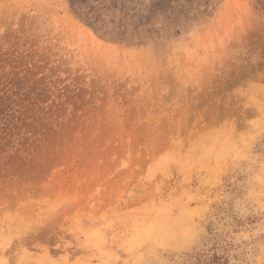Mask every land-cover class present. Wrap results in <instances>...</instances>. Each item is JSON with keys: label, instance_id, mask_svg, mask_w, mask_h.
<instances>
[{"label": "rangeland", "instance_id": "1", "mask_svg": "<svg viewBox=\"0 0 264 264\" xmlns=\"http://www.w3.org/2000/svg\"><path fill=\"white\" fill-rule=\"evenodd\" d=\"M0 264H264V0H0Z\"/></svg>", "mask_w": 264, "mask_h": 264}]
</instances>
